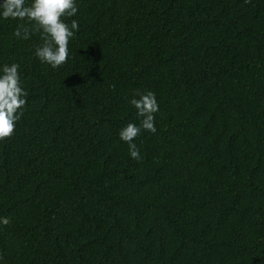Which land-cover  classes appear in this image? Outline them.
Wrapping results in <instances>:
<instances>
[{
    "label": "trees",
    "instance_id": "1",
    "mask_svg": "<svg viewBox=\"0 0 264 264\" xmlns=\"http://www.w3.org/2000/svg\"><path fill=\"white\" fill-rule=\"evenodd\" d=\"M76 4L56 69L0 16L28 92L0 140V264H264V0ZM148 90L136 160L119 132Z\"/></svg>",
    "mask_w": 264,
    "mask_h": 264
},
{
    "label": "clouds",
    "instance_id": "2",
    "mask_svg": "<svg viewBox=\"0 0 264 264\" xmlns=\"http://www.w3.org/2000/svg\"><path fill=\"white\" fill-rule=\"evenodd\" d=\"M250 0H245L249 3ZM0 16L4 19L27 20L30 26L20 24L14 31V36L21 39H30L31 35L39 32L43 43L36 47L35 55L41 62L47 63L56 69L67 63L69 57V43L79 30L76 20L71 23L65 17H73L78 12L76 0H3L0 3ZM20 64L3 65L0 72V140L10 138L16 129L17 122L23 116L28 92L24 89L20 79ZM139 98L133 97L130 103L136 108L137 116L142 117L139 125L134 122L123 127L119 136L129 146L131 158L139 160L140 151L134 140L142 130L156 132L155 113L159 105L155 93L148 90L137 92ZM10 218L0 217V224H10Z\"/></svg>",
    "mask_w": 264,
    "mask_h": 264
}]
</instances>
